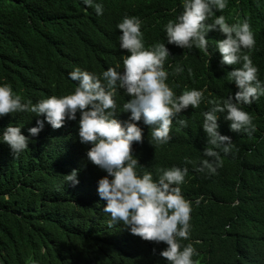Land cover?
I'll use <instances>...</instances> for the list:
<instances>
[{
  "label": "trees",
  "instance_id": "trees-1",
  "mask_svg": "<svg viewBox=\"0 0 264 264\" xmlns=\"http://www.w3.org/2000/svg\"><path fill=\"white\" fill-rule=\"evenodd\" d=\"M103 3L104 13L97 15L83 0H0V83H11L20 94L23 87H39L40 97L48 94L49 87L62 89L63 80L69 85L64 72L73 55L66 57L65 42L79 40V35H84L87 46L94 44L91 56L98 58L97 71L117 62L122 69L116 25L125 15H136L144 21L147 43L160 41L168 47L170 63L165 68L177 94L185 87L206 88V96L221 98L238 91L226 75L239 65H222L216 46L225 34L216 30L207 34L208 53L167 43L164 25L180 14L181 0ZM222 14L229 23L249 19L256 40L252 59L264 80V0H228ZM178 66L184 71L173 75ZM120 91L122 106L131 97ZM27 98L35 103V94ZM207 108L202 103L199 108L185 109L180 115L189 119V126H179L174 120L172 140L163 145L150 142L152 126L137 122L143 129V141L133 142L132 151L145 170L155 176L157 167H184L186 157L198 163L207 143L202 128V112ZM244 108L257 126L252 137L233 132L230 121L224 119L226 114H218L221 134L232 137L237 150L222 154L224 166L217 174L209 176L187 164L182 191L193 201L192 229L189 240L182 243L199 241L194 245L199 264H264V97ZM130 115L118 112L121 120ZM35 121L34 113L6 114L0 117V133L10 123H20L27 136L28 125ZM4 146L8 145L0 143V264L31 260L43 264H167L160 255L166 243L136 239L122 223L108 225L110 218L104 217L98 185L92 194L93 181L89 180L97 174L99 181L107 173L87 157L91 145L80 141L79 114L59 129L48 125L37 138L31 137L29 148L18 157ZM73 168L79 170V184L70 186L64 175Z\"/></svg>",
  "mask_w": 264,
  "mask_h": 264
},
{
  "label": "clouds",
  "instance_id": "clouds-1",
  "mask_svg": "<svg viewBox=\"0 0 264 264\" xmlns=\"http://www.w3.org/2000/svg\"><path fill=\"white\" fill-rule=\"evenodd\" d=\"M83 3L94 8L97 15H103V0H83ZM181 5L180 14L164 25L167 43L208 53L207 34L212 30L225 34L224 39L216 41V46L222 65H239L226 75L238 89L234 96L231 93L226 98L206 96V88L189 87L177 94V86L168 82L170 73L165 63L166 66L170 63V52L165 42L148 44L143 19L125 15L116 25L120 30L122 69L117 62L97 71L98 58L91 56L94 44L87 46L84 35H79V40L65 42L66 57L73 55L69 70L64 72L71 81L69 85L63 80L62 89L49 87L44 97H40L39 87H23L21 94L26 100L11 83H0V117L28 112L36 118L34 124L28 125L27 136L22 132L23 124L10 123L4 127L0 143H6L8 146L4 147L18 157L29 148L31 137L37 138L48 125L59 129L67 120H77L79 114L80 141L91 145L87 157L107 173L99 181L97 174L94 180L91 177L89 180L93 181L92 194L98 185L104 217L110 218L108 225L122 223L136 239L140 236L166 243L168 247L160 255L167 264H199L194 259L199 256L194 246L199 241L182 243L189 240L192 229L193 201L182 191L189 173L187 164H192L197 172L215 175L224 166L222 154L227 156L237 150L232 137L219 130V113L226 114L224 119L230 121L233 132L253 136L257 126L244 106L264 97V80L260 79V70L252 59L256 40L248 18L229 23L222 14L228 0H181ZM183 71V66H178L173 75ZM188 72L191 74L192 69L188 68ZM121 89L123 96L131 97L122 106ZM31 94H35V103L27 98ZM202 103L208 106L202 112V128L207 136L203 158L197 163L186 157L184 167H157L155 176L145 170L132 151L133 142L143 141V129L137 122L143 120L145 125L152 126L153 145L167 144L172 140L174 120L179 126L188 127L189 119L180 114L189 106L199 108ZM121 111L131 113L128 120L118 118ZM78 174L79 170L73 168L64 175L65 183L79 184ZM195 203L198 206L200 201ZM26 264L43 263L31 260Z\"/></svg>",
  "mask_w": 264,
  "mask_h": 264
},
{
  "label": "bare ground",
  "instance_id": "bare-ground-1",
  "mask_svg": "<svg viewBox=\"0 0 264 264\" xmlns=\"http://www.w3.org/2000/svg\"><path fill=\"white\" fill-rule=\"evenodd\" d=\"M105 213V212H104Z\"/></svg>",
  "mask_w": 264,
  "mask_h": 264
}]
</instances>
